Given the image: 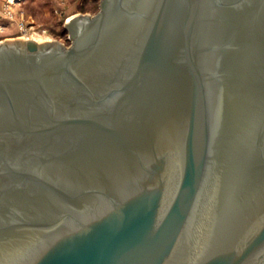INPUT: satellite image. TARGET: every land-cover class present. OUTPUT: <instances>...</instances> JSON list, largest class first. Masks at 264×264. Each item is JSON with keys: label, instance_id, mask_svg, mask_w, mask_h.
<instances>
[{"label": "water", "instance_id": "1", "mask_svg": "<svg viewBox=\"0 0 264 264\" xmlns=\"http://www.w3.org/2000/svg\"><path fill=\"white\" fill-rule=\"evenodd\" d=\"M66 30L0 42V264H264V0Z\"/></svg>", "mask_w": 264, "mask_h": 264}, {"label": "rangeland", "instance_id": "2", "mask_svg": "<svg viewBox=\"0 0 264 264\" xmlns=\"http://www.w3.org/2000/svg\"><path fill=\"white\" fill-rule=\"evenodd\" d=\"M101 2L102 0H0V10L9 6L14 12L12 20H4L8 28L0 33V42L22 38L19 24L23 21L21 14L24 12L26 19L36 25L41 37H49L52 41L70 47L72 40L66 30V22L74 16H96L101 10Z\"/></svg>", "mask_w": 264, "mask_h": 264}, {"label": "built area", "instance_id": "3", "mask_svg": "<svg viewBox=\"0 0 264 264\" xmlns=\"http://www.w3.org/2000/svg\"><path fill=\"white\" fill-rule=\"evenodd\" d=\"M14 12L9 8V6L5 7L4 9L0 10V33L6 31L8 26L5 24L4 20H12L14 17ZM23 21L19 24L20 33L23 39H32L34 41L42 38H49V37H41L37 32V27L35 24L26 19V14L22 12L21 14ZM46 34V31L43 32Z\"/></svg>", "mask_w": 264, "mask_h": 264}, {"label": "bare ground", "instance_id": "4", "mask_svg": "<svg viewBox=\"0 0 264 264\" xmlns=\"http://www.w3.org/2000/svg\"><path fill=\"white\" fill-rule=\"evenodd\" d=\"M43 39H49V38L38 39V40H36V42H38L39 40H43ZM27 40L34 41V40H32L31 38H30V39H27ZM50 40H51V39H50Z\"/></svg>", "mask_w": 264, "mask_h": 264}, {"label": "crops", "instance_id": "5", "mask_svg": "<svg viewBox=\"0 0 264 264\" xmlns=\"http://www.w3.org/2000/svg\"><path fill=\"white\" fill-rule=\"evenodd\" d=\"M6 40V39H5Z\"/></svg>", "mask_w": 264, "mask_h": 264}]
</instances>
